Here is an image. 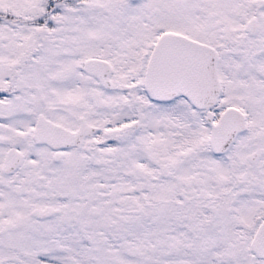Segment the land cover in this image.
Masks as SVG:
<instances>
[{
	"label": "snow or ice",
	"instance_id": "snow-or-ice-1",
	"mask_svg": "<svg viewBox=\"0 0 264 264\" xmlns=\"http://www.w3.org/2000/svg\"><path fill=\"white\" fill-rule=\"evenodd\" d=\"M0 264H264V0H0Z\"/></svg>",
	"mask_w": 264,
	"mask_h": 264
}]
</instances>
